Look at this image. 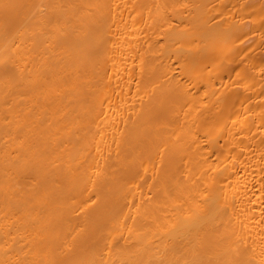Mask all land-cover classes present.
Listing matches in <instances>:
<instances>
[{
	"label": "bare ground",
	"instance_id": "6f19581e",
	"mask_svg": "<svg viewBox=\"0 0 264 264\" xmlns=\"http://www.w3.org/2000/svg\"><path fill=\"white\" fill-rule=\"evenodd\" d=\"M0 264H264V0H0Z\"/></svg>",
	"mask_w": 264,
	"mask_h": 264
}]
</instances>
